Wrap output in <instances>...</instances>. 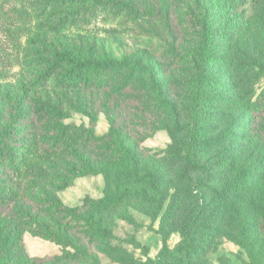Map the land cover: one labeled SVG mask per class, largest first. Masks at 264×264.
Segmentation results:
<instances>
[{
  "label": "trees",
  "instance_id": "obj_1",
  "mask_svg": "<svg viewBox=\"0 0 264 264\" xmlns=\"http://www.w3.org/2000/svg\"><path fill=\"white\" fill-rule=\"evenodd\" d=\"M195 1L198 13H193L190 7L185 11L197 28L198 40L187 54L189 56L174 58L178 66H191V77L181 85L189 84L195 89L187 93V99L183 98L185 104H180L174 89L180 83L170 85L171 82L162 78L163 71L154 69L150 73L148 92L139 97L128 95L134 86L137 87V76L145 75L140 66L130 67L129 62L117 58L99 57L94 41L88 42L80 35L77 39L70 38L61 33L68 18L84 20L102 7L130 12L134 17L151 12L142 9L138 0L132 5L124 0H46L52 4L46 13L42 4L37 15L42 18L46 14L47 18L39 21V30L27 38L23 54L27 66L37 69L35 79L23 82L21 92L10 97L9 102L0 97V111L9 106L12 109L7 127H1L4 117L0 116V264L47 263V259L27 254L23 243L26 232L66 246L58 256L59 262L78 263L86 253L80 242L73 240L72 226L67 222L70 213L85 209L101 214L98 219L90 220L92 230L87 236L90 241L105 246L111 230L102 215L109 212L122 217L125 200L138 201L145 197L143 190L138 188L146 185L143 163L150 155L144 154L147 149L140 147V142L157 127L155 115L169 111L175 122L181 119L190 126L189 144L193 157L186 156L182 176L200 170L201 166L195 163L199 151L224 140L221 134L209 135L213 129L203 124L211 114L205 106L210 97L207 91L213 86L207 70L214 61L215 23L210 11H221L223 3L221 0ZM238 1L242 0H236L234 6L239 5ZM60 6L77 7L78 10L63 13ZM28 20L27 11L0 7V75H5L11 61L18 58ZM125 69L129 70L126 76L119 78L116 71ZM180 73L182 70H178L177 75ZM169 88L174 92L170 93ZM78 107L90 117L91 125L98 108L107 110L110 132L97 137L91 125L86 128L67 121L72 110ZM130 115L144 119L134 120ZM146 116L150 119L145 120ZM232 152L228 161L216 163L214 172L202 180H210L216 188L210 189L203 203L198 205L195 201L198 208L191 218V210L184 205V199L195 195H191V191L183 195L181 190L175 189L161 225L167 234L185 231L183 238L173 248H163L155 260L145 264H201L204 247L230 221L235 224L228 228L238 235L250 260L260 264L261 254L255 250L254 242L257 238L251 242L250 237L251 228L258 224L257 219L264 218V212L262 214L259 209L264 195L254 189L252 169L240 154ZM211 159L209 165L214 163H210ZM222 165L226 169L221 176L218 170ZM94 173H101L104 178L102 197H85L82 205L67 207L57 196V191L69 186L74 177ZM251 221L254 225H250ZM255 234L259 236V229Z\"/></svg>",
  "mask_w": 264,
  "mask_h": 264
},
{
  "label": "rangeland",
  "instance_id": "obj_2",
  "mask_svg": "<svg viewBox=\"0 0 264 264\" xmlns=\"http://www.w3.org/2000/svg\"><path fill=\"white\" fill-rule=\"evenodd\" d=\"M124 1L132 5L134 0ZM235 1L221 0L223 9L210 11L215 23L214 61L207 70L213 86L207 91L210 97L205 106L211 114L203 124L213 129L209 135L221 134L224 140L199 151L195 163L201 166L200 170L190 171L187 176H182L186 156L190 155L191 159L193 157V149L189 144L190 126L181 119L175 122L169 111L155 115L153 118L157 121V127L140 142V147L147 149L144 154L150 155L143 163L147 175L146 185H139L138 188L143 190L145 197L138 201L125 200L122 217L109 212L102 215L106 226L111 230L105 246L90 241L87 236V232L92 230L90 220L98 219L100 213L94 209L70 213L67 224L72 226L71 235L74 241L80 242L86 253L82 260L74 264H145L155 260L163 248H173L181 241L185 231L176 230L167 234L166 228H162V220L172 193L179 189L183 195L190 191L191 195H195L191 199H184V205L191 210V218L198 208L195 201L198 205L203 203L208 198L210 189L216 188L210 180H202L214 172L216 163L228 161L233 150L252 169L255 191L264 195V0H242L238 1V6H234ZM138 2L142 9L151 12L134 17L130 12L102 7L92 17L84 20L68 18L61 33L70 38L77 39L80 35L88 42L94 41L99 57L117 58L129 62L130 67L140 66L145 75L137 76L138 88L134 86L128 95L139 97L146 94L150 85V73L154 69L163 71L162 78L167 83L171 82L170 85L180 83L174 89L180 98V104H185L183 98L187 99V93L191 94L195 89L189 84L181 85V82L188 81L191 77V66H178L174 58L191 53L190 49H193L198 40L197 28L189 21L185 11V8L190 7L197 14L196 1ZM42 4L45 5V13L52 8V4L46 0H0V7L3 9L27 11L29 14L18 58L11 61L5 75H0V97L5 101L9 102L10 97L21 92L23 82L29 83L35 79L37 69L27 66L23 54L27 48V38L39 30L38 22L47 18L46 14L42 18L37 15ZM57 7L55 9H60L63 13L78 10L77 7ZM232 18L238 20L227 21ZM178 70H182L179 75ZM128 71L117 70L116 73L122 78ZM169 91L174 92L170 88ZM225 99L229 101L227 104L223 102ZM96 111L92 125L90 117L79 107L72 110L66 120L86 128L91 125L95 136H103L110 132L111 122L107 110L98 108ZM11 113L10 106L0 111V116L4 117L2 128L7 127ZM133 117L139 121L144 119ZM148 119L150 118L146 116L145 120ZM209 159L210 163H214L209 165ZM222 166L218 170L221 176L226 169V166ZM224 185L225 181L221 187ZM103 189L104 178L101 173L81 174L56 194L67 207H75L82 205L85 197H102ZM259 207L263 214L264 200ZM257 222V226L251 228L250 241L257 238L254 240L255 250L261 254L260 264H264V218H258ZM234 224L227 222L226 227L220 229L211 243L204 247L205 255L201 264H253L247 251L241 246L238 235L228 228ZM250 225L254 223L251 221ZM256 229H259V236L255 234ZM23 243L29 256L47 259L46 264H63L58 261V256L66 248L63 244L28 232L23 236Z\"/></svg>",
  "mask_w": 264,
  "mask_h": 264
}]
</instances>
